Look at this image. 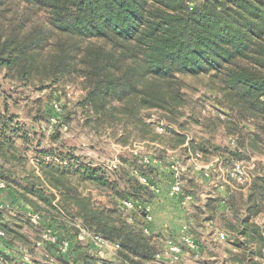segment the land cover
<instances>
[{"label": "trees", "instance_id": "obj_1", "mask_svg": "<svg viewBox=\"0 0 264 264\" xmlns=\"http://www.w3.org/2000/svg\"><path fill=\"white\" fill-rule=\"evenodd\" d=\"M0 72L40 89L79 83L82 95L75 107L88 116L87 123L95 118L98 127L123 125L135 140L160 141L164 148L152 147L160 161L167 147L180 148L182 160L189 149L205 160L219 155L236 189L226 199L195 206L189 230L198 238L209 234L207 246L228 243L224 264H264V227L256 222L264 214V162H254L250 182L230 175L236 163L264 152V0H0ZM184 76L209 78L214 110H205L202 101L191 105ZM189 106L192 112L186 114ZM153 111L158 120L151 118ZM71 113L39 107L33 123L46 125L57 143L34 147L36 164L30 169L26 124L0 100V182L39 215L35 222L26 213L0 208V264H30L21 249L32 234L36 248L46 229L55 235L52 227L65 224L77 236L85 230L119 244L122 264H158L162 250L145 230L149 213L125 206L154 198L158 168L143 162L147 154L141 151L121 156L120 168L131 177L121 188L119 166L87 161L59 142ZM184 116L202 132L189 147L181 146L188 139ZM164 119L166 131L159 133L157 124ZM196 187L183 175L184 194ZM219 232L225 233L223 240ZM65 238L46 240L45 253L54 264H107L81 241L72 244V261L67 260L58 247ZM14 248L20 255L13 256Z\"/></svg>", "mask_w": 264, "mask_h": 264}, {"label": "rangeland", "instance_id": "obj_2", "mask_svg": "<svg viewBox=\"0 0 264 264\" xmlns=\"http://www.w3.org/2000/svg\"><path fill=\"white\" fill-rule=\"evenodd\" d=\"M183 79L186 83L184 91L190 100L191 105H194L193 103L197 101H202L204 102L205 108L208 106L212 110L213 104L215 105L216 102L215 93L210 86L209 78L203 76L199 78L184 76ZM81 95L82 90L79 83H70L69 85H54L40 89L39 87H35L33 85L14 83L9 78L5 77L3 72H0V98L4 101L7 100L10 106V111L17 115L20 123L26 124L25 129L28 130V133L32 138L31 148L27 151L30 159L27 166L30 169L35 167L36 164L34 161L36 156L34 147L49 148L52 146L53 142L57 143L56 141H52V131L47 129L45 127L46 125H39L38 122H36V124L33 123V117L38 114L39 107L51 110L53 106L55 110L58 108V112L61 109L64 113L73 112L71 113V123H69L68 127L61 128L60 130L59 142L64 143L66 146L74 147L75 153L82 156L85 160L106 165L108 168H110L114 161L118 160L119 170L117 171V176L120 178L121 188L128 187L129 179L131 177L125 174L120 168V157L123 155H129V153H132L133 151H141L144 153L143 151L147 148L151 151L154 145H151L150 143L144 144L143 140H135L133 136L128 135L126 130L127 128H125L123 125H116L114 127H98L95 118L92 119L90 123H87L88 116L82 110L75 107V102L78 98H80ZM191 108L192 107L189 106L185 113L191 114ZM159 115V112L153 111L151 118L158 120ZM180 120L186 123L185 125L187 127V131L192 135H202L199 126L195 123H192L191 121H188L186 116L180 118ZM162 123L167 124L168 121L164 119ZM154 136L153 138H155ZM124 138L128 139L125 144L120 141ZM158 144H161L160 141H158ZM19 145H22L21 141H19ZM255 156H264V152L256 153ZM113 175L116 174L113 173ZM85 192H87V189ZM93 197L97 198L98 200L103 199V195L97 191H93ZM65 225V227L55 225L56 227L52 228L56 232L54 235L56 238L57 236L59 238L66 237L64 241L68 242L69 248L67 251L61 250V253L65 254L64 256L67 260L72 261V257L70 255L73 252V249H71L72 244L75 245L76 242L81 240L85 244V240L79 239V237L75 235V229L71 228L69 224ZM24 232L28 233V231ZM154 237L159 249L163 251L166 238H164V236L161 234ZM180 237L181 235L178 237V239H180ZM31 238L32 239H29L31 240L29 241L30 245H27L26 248L21 249L22 253H24V260L30 264H54L56 259L52 258L53 256H50V253H45V248H48V244H46L48 242L46 241L47 239L44 237V243L37 245L36 248H34V246H31V244H33L37 237L32 234ZM63 242L58 246L60 249L63 245ZM94 243L90 242L89 247L93 252L91 253L97 256L99 260H105L107 264H122L117 260V252L111 251L110 249H105L99 244ZM1 245L2 244H0V246ZM220 245L221 246H215L210 244L208 246L209 248H204L201 254L198 256L197 253H194L188 247L184 246L183 253L180 255L179 259L175 260L174 262H171L166 257L162 261H157V259H155V261L158 264H224V254H226L225 247L228 245H226V243L224 245L221 243ZM53 252L55 254L57 253L56 250ZM12 253L13 256L20 255V250L14 248Z\"/></svg>", "mask_w": 264, "mask_h": 264}, {"label": "crops", "instance_id": "obj_3", "mask_svg": "<svg viewBox=\"0 0 264 264\" xmlns=\"http://www.w3.org/2000/svg\"><path fill=\"white\" fill-rule=\"evenodd\" d=\"M250 128L252 127L250 126ZM176 130L180 131V128L176 127ZM185 132L188 134V139L184 145L181 146L189 147V142L194 139V135L188 131ZM156 142L157 141H151L150 139L143 140L144 144L150 143L151 145H154L153 147L164 148L162 144ZM152 149L150 151L147 148L143 151L147 156L156 160L153 161L152 164L158 168V175L152 179V188L155 196L150 202L141 203L142 209H145L152 216L148 233L154 236L161 234L166 239L171 237L175 240H177L180 235L181 237L183 235H191L197 242V248L196 250H190L197 253L198 256L204 248H209L207 243H204L203 241L206 240L205 242H208L210 236L209 234H204L202 238H198L190 232L189 225L194 223L191 213L195 210V206L205 204L210 198H228L236 187L227 178V171L223 168V160L219 155H213L205 160L200 152H195L189 149L188 154L182 160L180 158L181 156L178 154L180 148L173 149L167 147L165 148L167 150V157L165 160L160 161L154 158ZM197 153H200L201 157L199 159L193 158ZM176 161H179L184 169L181 172L182 185L183 175L193 179L197 184L195 190L189 193L192 195L193 199L188 208H185L182 204L183 195H186L184 194V191L180 194H173L171 192L174 174L172 164ZM250 161L255 163L264 162V156L256 157L255 154H253L251 155ZM205 165H210L211 168L216 167L218 170L215 169L216 172H214L213 176L207 177L204 174L203 167ZM242 191L247 192V189H243ZM0 206L10 210L12 214L16 211L28 215L34 213V210L29 204L8 188H0ZM256 222L264 227V214L258 216ZM78 237L79 239L85 240V244H89L90 242L94 243L91 234L85 230H82ZM224 244L225 243H223V245ZM226 245L228 246L225 248H231L228 243H226ZM225 252L224 259L228 256V252L226 250Z\"/></svg>", "mask_w": 264, "mask_h": 264}, {"label": "built area", "instance_id": "obj_4", "mask_svg": "<svg viewBox=\"0 0 264 264\" xmlns=\"http://www.w3.org/2000/svg\"><path fill=\"white\" fill-rule=\"evenodd\" d=\"M205 110H211L208 106H206ZM58 110V108H57ZM204 110V111H205ZM221 117H224L223 113H220ZM154 120V119H153ZM157 130L160 133H163L166 131V127L164 123L157 124ZM134 153L137 155L138 151H134ZM201 157L200 153H197L193 158L199 159ZM143 162L145 163H152L153 161H156L155 159H152L150 156H144ZM119 166V161H114L112 165L110 166V169L117 168ZM204 174L207 177H210V170L212 169L210 165H205L204 167ZM254 168V163L251 161H240L236 163L235 167L231 171L230 175L232 178L236 179L239 183L244 184L251 181V173L250 171ZM172 169L174 170L173 174V183L171 185V192L173 194H180L182 193V179H181V172L184 170L182 168V165L179 161L174 162L172 164ZM140 180L145 183H149L144 177H140ZM152 186V185H151ZM5 184L3 182H0V188H5ZM183 195V194H182ZM193 197L192 195H183L182 198V204L185 208H188L191 204ZM125 206L128 208H139L141 209L142 206L139 204H136L131 201L125 202ZM1 208V206H0ZM30 217L37 222L39 220V215L36 213H30ZM148 222L152 220V216L149 214ZM147 232L149 230V227L145 229ZM0 234L2 235L3 232L0 231ZM47 240L55 241L56 237L54 234H52L51 229H46L43 235ZM91 238L95 241V243L99 244L101 247L105 249H110L111 251L117 252L119 249V244L110 243L108 241H105L99 237H95L91 235ZM218 238L223 240L225 238L224 232L218 233ZM188 247L191 250H196L197 248V242L191 235H183L180 237V239L175 240L174 238L168 237L165 241V248L163 251H160L156 255L157 261H162L165 257L170 260L171 262H174L175 260L179 259L180 255L183 253V248ZM69 248L68 242L64 241L63 245L61 246L62 251H67Z\"/></svg>", "mask_w": 264, "mask_h": 264}]
</instances>
